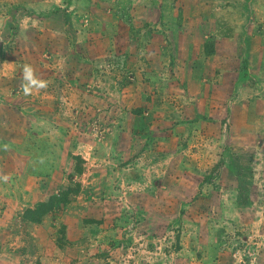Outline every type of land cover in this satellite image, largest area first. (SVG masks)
Returning <instances> with one entry per match:
<instances>
[{
    "label": "rangeland",
    "instance_id": "obj_1",
    "mask_svg": "<svg viewBox=\"0 0 264 264\" xmlns=\"http://www.w3.org/2000/svg\"><path fill=\"white\" fill-rule=\"evenodd\" d=\"M79 2L0 0V264H264V0Z\"/></svg>",
    "mask_w": 264,
    "mask_h": 264
},
{
    "label": "clouds",
    "instance_id": "obj_2",
    "mask_svg": "<svg viewBox=\"0 0 264 264\" xmlns=\"http://www.w3.org/2000/svg\"><path fill=\"white\" fill-rule=\"evenodd\" d=\"M21 76L20 88L25 96L31 95L34 89L39 90L47 87V82L36 77L34 68L30 64L23 65Z\"/></svg>",
    "mask_w": 264,
    "mask_h": 264
},
{
    "label": "crops",
    "instance_id": "obj_3",
    "mask_svg": "<svg viewBox=\"0 0 264 264\" xmlns=\"http://www.w3.org/2000/svg\"><path fill=\"white\" fill-rule=\"evenodd\" d=\"M80 0H78V4L80 5V4H85L86 6H87V17H91V16H93L94 14H96V16H100V13L102 14L103 13V11L102 10H99V8H96L95 6H93V10H92V3H90V2H79ZM41 7H39V8H37V9H35V11L37 12V13H41V10L42 9H40ZM135 21V20H134ZM56 31H58V30H56ZM187 32H188V30H186L184 27H182V29L178 32V36H177V39H179V40H186V41H192V38H191V36L192 35H189V34H187ZM242 32H244V31H242ZM187 35H189V36H187ZM211 38V37H210ZM220 39V38H223V37H220V36H217V37H213V39ZM47 44V47H49V48H51L50 47V44H48V43H46ZM260 46V48H261V51H259V50H257L258 52H260V55H259V58H262V56L264 57V41L259 45ZM239 47V46H238ZM46 58H50L49 56H47ZM258 71L260 72V74L261 73H264V69L262 70L261 68L260 69H258ZM243 87H248L247 86V84H244V85H242Z\"/></svg>",
    "mask_w": 264,
    "mask_h": 264
},
{
    "label": "trees",
    "instance_id": "obj_4",
    "mask_svg": "<svg viewBox=\"0 0 264 264\" xmlns=\"http://www.w3.org/2000/svg\"><path fill=\"white\" fill-rule=\"evenodd\" d=\"M40 207H45V206H44V204H42V205L39 206V208H40ZM45 212H46V211H45Z\"/></svg>",
    "mask_w": 264,
    "mask_h": 264
}]
</instances>
